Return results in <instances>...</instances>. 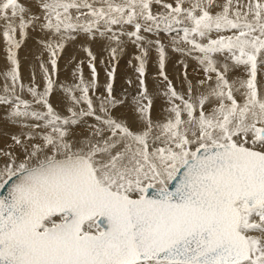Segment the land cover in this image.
Wrapping results in <instances>:
<instances>
[{
	"label": "snow or ice",
	"instance_id": "6c2138e0",
	"mask_svg": "<svg viewBox=\"0 0 264 264\" xmlns=\"http://www.w3.org/2000/svg\"><path fill=\"white\" fill-rule=\"evenodd\" d=\"M29 30L49 55L43 91L20 78ZM0 34V124L18 128L0 147V264H264V0H0ZM77 41L110 60L133 45L135 94H113V67L94 103L85 46L93 80L61 85L55 110L58 53ZM168 48L203 72L185 71L183 91ZM152 51L163 117L145 82Z\"/></svg>",
	"mask_w": 264,
	"mask_h": 264
},
{
	"label": "bare ground",
	"instance_id": "6f19581e",
	"mask_svg": "<svg viewBox=\"0 0 264 264\" xmlns=\"http://www.w3.org/2000/svg\"><path fill=\"white\" fill-rule=\"evenodd\" d=\"M21 2L23 3L24 0H21ZM31 33H33V31ZM41 35L42 34L38 32L34 34L33 36L34 41L29 40L28 43H26L27 45L19 53L20 58L22 59L24 58V60H27V58L30 57L29 60H27V61H30L32 56L35 57V55L41 54L43 52V50L37 44V40L40 38ZM161 39L164 41L165 44H167L170 37L166 36L165 34H161ZM88 46H90L91 51L95 53L96 55L94 63L98 67V69H100L104 80H108V77L106 74L107 71H111L112 68L115 67L113 90H118L120 92L121 97H123L125 93L135 94V92L138 90V87H139L137 73L135 72V68H134V65L137 63L134 57L135 55L138 54V50L133 45L129 44L123 53L118 54L116 60H110L108 52L99 43H93ZM0 49H2L7 55V51H6L7 45L4 42L2 34H0ZM75 56L76 55H74V57ZM86 56H87V60L89 61L90 57L88 55ZM0 57L2 59L4 58L3 62H1L2 59H0V73H3L7 71L9 67V62L6 60L7 58L4 57V54L0 53ZM71 57L74 58L73 56ZM130 61L131 63H129ZM44 62H46L47 64L46 66L48 67V69L51 70V65L49 61H44ZM184 64L188 65L187 69L184 68ZM61 67H62V64H61ZM164 71L166 75L168 76L169 80L172 81L173 85L175 86L178 92L184 90V88L182 87V81L185 78V71L187 72L188 79H191L193 81L203 76L202 70L200 69L199 65L194 59L190 57L181 56L180 54L173 52L171 48H168L167 50V59L165 62ZM159 72H160V69H159V64H158V57L155 51H152L150 52L148 61L146 63L145 82L149 90V93L152 95L154 99V113H153L154 116L163 117L164 115H166V113L164 112V109L168 107V104L163 95L164 82L162 81V78L159 76ZM19 73H20L21 81L26 86L31 85L33 83V78H34L35 85L38 86V89L40 91H43V88H44L43 75L44 74L41 71L40 67L39 68L38 67L27 68V65H22V66H19ZM77 73L79 72L77 71ZM63 75H65V72ZM82 75H84L83 78L85 81L92 82L93 76H92V72L89 67L82 66ZM237 76L246 78V74L244 73L242 68L239 70H234L232 73H230L229 79H233ZM259 78L264 80V69L261 70V74ZM64 79L57 80V82L55 83L57 87L55 86L56 88L52 90V92L50 93L49 102L51 103V105L53 106L55 110L66 114L65 93L63 92V89L61 87L62 85L61 81ZM128 81H131L132 83L129 84ZM2 84H3V79L2 77H0V85ZM24 98L29 99V100L32 99V97L29 94H27V92L24 93ZM122 112H123V109H120L115 114L120 115ZM8 130H9V127L0 124V131L7 132ZM17 131H18L17 127H11L10 133L0 134V147H3L5 143H10V140H9L10 134H14Z\"/></svg>",
	"mask_w": 264,
	"mask_h": 264
},
{
	"label": "rangeland",
	"instance_id": "374dc122",
	"mask_svg": "<svg viewBox=\"0 0 264 264\" xmlns=\"http://www.w3.org/2000/svg\"><path fill=\"white\" fill-rule=\"evenodd\" d=\"M30 31L32 32V30H30ZM31 32L28 33L27 37L22 42L21 47L15 51L18 52L17 59H18V62L20 63L19 66L27 65V68H29V67L30 68H33V67L39 68L41 62H43L45 65H47L46 62H44V61H49V57H48L49 55L46 51H43L41 54L35 55V57L32 56L30 61H27V60H29L30 57H28L27 60H24V58L22 59L19 57V53L27 45L26 43H28L29 40L34 41L33 36L36 32L35 31H33V33H31ZM17 39H20L19 35H17ZM85 46H88V45L82 44L81 41H77L76 43H69L61 52L58 53L57 71L55 74L52 75V78L54 81L53 90L57 87L55 85L57 80L64 79V78L65 79L61 81L62 85H64V86L75 85L80 78V74L82 72V66L89 67V61L87 60V56H86L87 54L84 51ZM1 50L2 49H0V53L4 54V57L7 58V55L5 54V52L3 50L2 51ZM94 52H96V51H94ZM46 55H47V57H46ZM74 55H76V56L74 57ZM93 55L96 57L95 53H93ZM71 56H73L74 58H72ZM0 59H2V58L0 57ZM3 59L1 60V62L4 61ZM61 64H62V67H61ZM76 67L79 69V71ZM95 68H96V79H95V85L96 86H95V88L90 89L89 95L92 97L94 103L98 104L99 103L98 98L103 96V95H106L105 88H106V85L108 83V80L103 79L102 73L96 65H95ZM77 71L79 73H77ZM49 72L51 73L50 69H49ZM64 72H65V75H63ZM66 72H68V73H66ZM83 77H84V75H83ZM85 82H88V81H85ZM78 94L79 93H77V95ZM113 94L117 97H121L120 92L118 90H113ZM123 112H124V110H123ZM4 132L5 131H0V134L10 133V128L7 132H5V133Z\"/></svg>",
	"mask_w": 264,
	"mask_h": 264
},
{
	"label": "water",
	"instance_id": "95a60500",
	"mask_svg": "<svg viewBox=\"0 0 264 264\" xmlns=\"http://www.w3.org/2000/svg\"><path fill=\"white\" fill-rule=\"evenodd\" d=\"M0 191H2V190H0Z\"/></svg>",
	"mask_w": 264,
	"mask_h": 264
}]
</instances>
